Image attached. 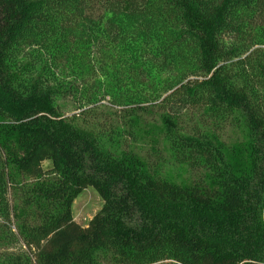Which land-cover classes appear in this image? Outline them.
Masks as SVG:
<instances>
[{"label": "trees", "instance_id": "1", "mask_svg": "<svg viewBox=\"0 0 264 264\" xmlns=\"http://www.w3.org/2000/svg\"><path fill=\"white\" fill-rule=\"evenodd\" d=\"M76 95L135 104V134L155 106L201 176L105 147L61 112ZM87 186L103 205L81 226ZM105 261L264 264V0H0V264Z\"/></svg>", "mask_w": 264, "mask_h": 264}, {"label": "rangeland", "instance_id": "2", "mask_svg": "<svg viewBox=\"0 0 264 264\" xmlns=\"http://www.w3.org/2000/svg\"><path fill=\"white\" fill-rule=\"evenodd\" d=\"M115 101L116 99L113 98ZM85 96H65L57 100L61 112L68 118H73L77 125L91 128L95 131H101L103 144L113 151L128 150L133 151L143 157H148L161 166V172L169 175L174 181H190L193 178L201 176L203 168L192 167L186 163H181L174 159L172 148L169 141L161 134L160 129V110L148 108L141 111L139 127L142 132L135 134L133 122H131L128 113L135 107V104L116 105L112 102L109 95H99L96 101L89 106L80 107L85 103ZM139 105L151 107L153 103L143 102ZM152 111V112H150ZM201 109L187 108L181 109L180 113L187 125L197 124L204 127L200 121ZM145 120V121H144ZM110 129H116L115 133H110ZM148 134H145V132ZM132 132V133H131ZM112 137V140H109ZM221 137L226 142H233L240 139V134L236 129L225 124ZM156 147L158 152L152 148ZM51 166L50 161L42 162L43 169ZM103 205V199L92 187L87 186L77 195L72 203V216L75 222L81 226H86L89 220L99 211ZM103 264H111L105 261ZM173 264V263H168Z\"/></svg>", "mask_w": 264, "mask_h": 264}]
</instances>
